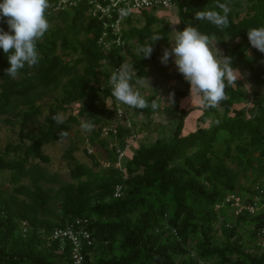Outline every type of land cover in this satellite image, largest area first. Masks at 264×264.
<instances>
[{
    "label": "trees",
    "instance_id": "1",
    "mask_svg": "<svg viewBox=\"0 0 264 264\" xmlns=\"http://www.w3.org/2000/svg\"><path fill=\"white\" fill-rule=\"evenodd\" d=\"M56 1L49 0L46 9L50 26L37 42V65L25 66L11 78L5 73L7 54L0 49V123L18 128L17 139L0 150V264H75L73 244L53 237L69 227L90 235L84 240L82 264H264L259 245L264 228V94L254 89L247 112V92L225 81L226 98L214 107L204 104L193 131L181 135L176 130L148 146L140 142L119 159L143 135L138 120L129 116L130 128L119 124L116 134L102 138L117 110L111 74L130 56L129 65L136 70L132 83L147 77L148 63L160 57L162 44L169 46L172 29H155L158 19L145 11L137 26L128 22L127 48L104 52L100 28L87 15L89 0L67 12H54ZM221 3L230 9L228 27L196 19L201 11L223 15ZM178 7L179 31L193 26L208 35L256 89L264 87V53L248 38L249 28L264 26V0H183ZM0 28L9 31L3 21ZM153 35L162 38L153 42L151 57H138L137 47L152 43ZM215 56L220 59V52ZM59 91L61 96H55ZM144 98L148 106L136 109L151 112L149 128L161 102L156 95ZM75 104L77 112L57 125L53 115L67 113ZM123 107L126 112L132 108ZM82 120L92 123L89 142L102 151L103 161L88 155L91 148L85 150L91 166L77 160L74 146L65 155L66 181L50 174L51 158L44 149L69 137ZM61 131L67 136L61 138ZM233 195L257 211L237 213L226 201Z\"/></svg>",
    "mask_w": 264,
    "mask_h": 264
},
{
    "label": "clouds",
    "instance_id": "2",
    "mask_svg": "<svg viewBox=\"0 0 264 264\" xmlns=\"http://www.w3.org/2000/svg\"><path fill=\"white\" fill-rule=\"evenodd\" d=\"M223 15L215 11H201L195 14L197 20H208L218 28L228 27L227 4L218 5ZM49 7V0H0V21L6 22L9 31L0 28V49L7 54L10 67L5 69L7 76L16 78L19 70L25 66L33 67L39 63L37 42L42 39L49 29V21L46 18V9ZM126 14L125 10H121ZM174 43L169 40L171 48L163 50L161 62L167 64L171 57L178 72L190 84V100L193 96L200 97L202 103L207 107H214L225 96V81L228 85H235L241 73L232 65V58L221 54L220 59L210 49L212 38L200 33L197 28L187 26L182 31L172 29ZM159 35L151 37L152 43L140 45L136 49V55L140 58H150L153 52V42L161 39ZM248 38L252 47L264 53V26L249 28ZM11 53V54H10ZM136 70L133 65L123 62L119 69H115L109 79L111 95L118 103L132 108L144 109L148 106L145 98L132 83ZM150 83L147 77H139L136 84L144 85ZM174 93L170 94V101L174 103ZM153 109L158 105L154 101ZM120 114V113H118ZM52 119L57 125L64 123L62 114L53 115ZM81 129L90 132L93 128L91 122L81 121ZM61 138L67 133L61 131Z\"/></svg>",
    "mask_w": 264,
    "mask_h": 264
},
{
    "label": "rangeland",
    "instance_id": "3",
    "mask_svg": "<svg viewBox=\"0 0 264 264\" xmlns=\"http://www.w3.org/2000/svg\"><path fill=\"white\" fill-rule=\"evenodd\" d=\"M190 1V0H186ZM179 7H174L170 10H158L153 12L154 17L158 19L156 24L153 26L155 29L160 28L164 25L169 26L171 29L174 27L179 31ZM147 17L142 19V24L145 23ZM170 41L174 43V33L171 32ZM168 47L164 44L161 46V55L156 61H151L148 63V76L150 83L147 81L144 85L134 84L135 88L140 92L143 97H150L156 95L160 100L161 111L157 112L153 118V123L149 128L148 115L150 111L140 110L137 111L136 108H130L128 116L134 117L138 120V131L142 132L143 136H139L129 145L128 152H132L134 149L139 147V143L142 142L148 146L149 144L155 143L159 139H168L176 130L181 135H186L193 131L198 124L199 117L204 113V103H202L200 97L193 96L190 100V84L183 79V75L178 72L177 66L174 63V57H171L167 64L161 62V57L163 56V50L165 48H171L170 42H168ZM210 49L213 54L219 53L218 50L223 54L222 49L215 43L210 44ZM132 61L131 57L127 58V63L130 64ZM241 73L240 78L236 81L237 85H241L249 96V102L246 105L247 112L251 111L252 102L255 100L253 96L254 89L261 94H264L263 88H255L250 82V79L245 71L238 69ZM179 92L181 96L179 95ZM61 91H59L55 96L60 97ZM174 93V103L170 101V94ZM50 100L46 99L45 106L49 104ZM48 107V106H47ZM76 104L71 107L67 113H62L64 119H66L70 113H76L78 110ZM184 112H187L184 116ZM115 122V121H114ZM116 123V122H115ZM148 129V132H146ZM11 127H7L0 123V150H4L6 145L12 141H15L18 137V128L16 131ZM146 133V134H145ZM108 137V136H106ZM90 132L83 131L80 124L74 125L71 129L69 137L61 140L59 143L53 146L46 147L45 153L50 156L51 163L48 165V171L50 174H57L63 180L70 181V174L68 169V159L65 155L68 151L73 150L74 146L78 148L74 151V156L77 160H80L88 165H92V159L85 154L86 148H91L89 154H96L99 157L102 153L97 147L91 145L89 142ZM103 138V137H102ZM105 138V137H104ZM128 155V153H127ZM103 161V160H102ZM103 166H107L106 163H102ZM7 186V185H6Z\"/></svg>",
    "mask_w": 264,
    "mask_h": 264
},
{
    "label": "built area",
    "instance_id": "4",
    "mask_svg": "<svg viewBox=\"0 0 264 264\" xmlns=\"http://www.w3.org/2000/svg\"><path fill=\"white\" fill-rule=\"evenodd\" d=\"M81 2L82 0H57L52 10L54 12L73 11ZM88 2V18L92 21L93 25L100 28L99 45L104 52H110L117 48H122L124 50L127 48L125 32L129 29V20H132V26H137V21L143 12L148 11L153 13L160 9L170 10L174 7H178V3H183V0H89ZM185 9L186 7H184V10ZM121 10H125L126 14H122ZM114 121L116 123L113 122L110 126L104 128L102 137L106 138L110 133L116 134L119 124L129 128L131 127L129 116L123 104L118 102ZM128 149L129 145L126 147L125 151L119 153V159L126 156ZM106 165L109 166L110 164L108 163ZM117 166L121 168L120 163H118ZM115 196H120L119 189H117ZM226 201L232 203L237 208V213L245 209L249 210L251 213L257 211L256 206L243 205L241 198L235 195L228 197ZM53 237L62 244L70 241L73 244L75 264L83 263L84 257L82 255V250L84 249V240L90 238L88 232L82 230L75 231V229L69 227L67 229L55 231ZM259 237V245L264 250V228L261 230Z\"/></svg>",
    "mask_w": 264,
    "mask_h": 264
}]
</instances>
